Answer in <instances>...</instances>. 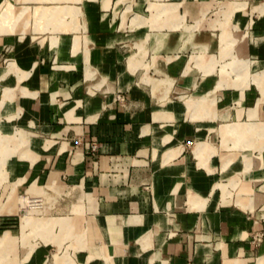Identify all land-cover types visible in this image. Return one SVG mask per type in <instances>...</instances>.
Returning a JSON list of instances; mask_svg holds the SVG:
<instances>
[{"label":"crops","instance_id":"0c3cea01","mask_svg":"<svg viewBox=\"0 0 264 264\" xmlns=\"http://www.w3.org/2000/svg\"><path fill=\"white\" fill-rule=\"evenodd\" d=\"M68 3L0 30V264H264V0ZM234 55L249 78L221 77ZM13 185L67 218L62 245L28 253Z\"/></svg>","mask_w":264,"mask_h":264},{"label":"rangeland","instance_id":"374dc122","mask_svg":"<svg viewBox=\"0 0 264 264\" xmlns=\"http://www.w3.org/2000/svg\"><path fill=\"white\" fill-rule=\"evenodd\" d=\"M42 2H45L44 4H47L46 1L49 2H60V4H55L53 6L47 7V6H40L37 14L36 12L32 13L29 11L28 6H21L16 7L7 0H4L0 3V30L5 31H11V32H25L28 29L29 26V19L31 16L34 17L35 23L33 25L34 30H38L39 27V21L41 18H46L47 25L49 22L52 21V18H56L60 22L63 21L66 17H72L73 19H76L80 15V10L78 7L72 6V4L68 2H79L81 0H39ZM29 5H35L32 0H28ZM66 3V4H65ZM42 3H38L40 5ZM64 4V5H63ZM4 5V6H2ZM233 5V4H232ZM7 7V9L5 8ZM236 9L234 6H231L230 10L225 13V18L227 21V18L232 14L233 10ZM7 11V17L5 18L3 16V12ZM37 15V16H36ZM16 16V17H15ZM5 19V20H4ZM5 22H4V21ZM16 21V28L12 29L10 28L11 22ZM4 23V24H3ZM11 23V24H10ZM14 24V23H13ZM6 26V28H4ZM219 27L221 28V44L222 46L227 45V35L228 31L225 28L224 24H220ZM230 62H223L220 65L219 73L224 77H228L230 79H235L236 82L241 81L244 77L249 78V62L245 60L244 58L238 57V55L231 56ZM230 65V71L226 70V66ZM232 74L234 76H232ZM17 186V185H16ZM16 186L13 185L12 187V196L11 198H8L7 200H4L1 204H7L11 205L12 214L8 216V221H10V225H12L11 229H13V234L18 233V227H19V221H20V238L22 244L24 242L27 243L28 247V253L33 250V248L36 246V243L34 240L36 238H39L41 241L48 243V239L50 236L52 237L54 234V240H60L59 242L62 245L63 240H65L67 237H69L68 233V220H66V217H39L38 214H41L44 212V210L48 209L50 207L49 202L50 199H44V198H32L29 194L27 195H18L16 194ZM34 185L30 186L27 189L28 193H34L35 192ZM52 190V189H48ZM21 193V192H20ZM22 194V193H21ZM38 196H41L40 194H37ZM259 201V198H254L251 200L254 206L257 205ZM255 208V207H254ZM26 218H29L31 221L27 223ZM55 226H59V228L62 230H65V237L64 239H60L59 235L53 232V228ZM47 229L49 232H47ZM2 235V234H1ZM0 235V237H1ZM29 238H33V240L30 242ZM51 243V242H49ZM4 244H0V246H3ZM60 245V246H61ZM59 246V247H60ZM7 250V249H6ZM12 250V249H11ZM14 250V249H13ZM12 250V253L14 251ZM17 251V248H15ZM3 247L0 248V254L3 256L4 253ZM70 258V257H68ZM12 264H18V263H12Z\"/></svg>","mask_w":264,"mask_h":264},{"label":"built area","instance_id":"2783aa9c","mask_svg":"<svg viewBox=\"0 0 264 264\" xmlns=\"http://www.w3.org/2000/svg\"><path fill=\"white\" fill-rule=\"evenodd\" d=\"M92 149L95 150V145H92ZM264 239V230L256 231L252 235V242L258 245Z\"/></svg>","mask_w":264,"mask_h":264}]
</instances>
